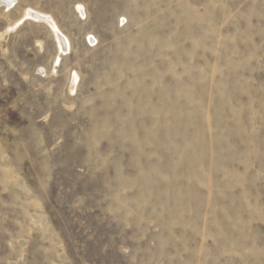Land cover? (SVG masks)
Listing matches in <instances>:
<instances>
[{"label": "rangeland", "instance_id": "374dc122", "mask_svg": "<svg viewBox=\"0 0 264 264\" xmlns=\"http://www.w3.org/2000/svg\"><path fill=\"white\" fill-rule=\"evenodd\" d=\"M0 264H264V0L0 6Z\"/></svg>", "mask_w": 264, "mask_h": 264}, {"label": "bare ground", "instance_id": "6f19581e", "mask_svg": "<svg viewBox=\"0 0 264 264\" xmlns=\"http://www.w3.org/2000/svg\"><path fill=\"white\" fill-rule=\"evenodd\" d=\"M14 1L15 0H0V6L8 7L12 3H14ZM51 28L54 33V37L57 42L59 50L65 52L68 48L66 38L59 31L56 30L54 24L51 25ZM89 40H94V39L91 36H89Z\"/></svg>", "mask_w": 264, "mask_h": 264}]
</instances>
